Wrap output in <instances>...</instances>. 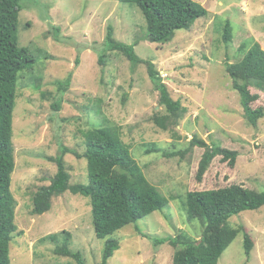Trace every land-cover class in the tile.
<instances>
[{
	"label": "rangeland",
	"instance_id": "obj_1",
	"mask_svg": "<svg viewBox=\"0 0 264 264\" xmlns=\"http://www.w3.org/2000/svg\"><path fill=\"white\" fill-rule=\"evenodd\" d=\"M208 16L195 20L188 30H178L163 45L145 40V20L133 4L118 0H21L17 42L33 57L17 83L13 112L15 169L11 194L15 200L17 233L10 244V264H76L55 254L62 236L70 234L69 249L81 252L86 264H99L104 241L95 237L88 198L65 192L52 200L51 209L31 214L33 194L50 184L56 165L50 157L60 155V146L82 154L81 132L90 127L118 131L130 148L147 180L168 200L163 213L154 212L115 237L120 245L108 264H172L174 249L155 246L153 240L180 232L196 240L197 221H188L182 209L187 192L215 190L232 184L264 191V117L256 127L243 119L239 96L225 72L227 63L242 59V42L255 40L264 50V0H193ZM226 21L232 41L222 40ZM116 41L134 45L136 55L152 62L170 97L188 107V113L172 131H161L152 122L155 113L165 114L159 94L147 75L145 64H132L116 51L104 50L108 27ZM100 52V53H99ZM78 60V64L76 63ZM70 84L59 92L57 82ZM253 107H264V93ZM57 103L60 107L55 110ZM172 132L179 136L174 140ZM192 136L236 151L233 168L220 157L213 159L201 182L195 174L203 149L194 148L182 160L159 154H143V144L156 143L167 151L181 150ZM73 150V151H72ZM70 184H86V160L63 156ZM167 217V218H166ZM251 240L246 257L244 235L226 248L218 264H264V207L244 211L230 219ZM150 237L152 239H150Z\"/></svg>",
	"mask_w": 264,
	"mask_h": 264
},
{
	"label": "trees",
	"instance_id": "obj_2",
	"mask_svg": "<svg viewBox=\"0 0 264 264\" xmlns=\"http://www.w3.org/2000/svg\"><path fill=\"white\" fill-rule=\"evenodd\" d=\"M20 1L0 0V264H10V244L16 235L22 234L17 233L14 222L15 200L10 190L15 169L12 125L18 80L35 61L25 48L18 46ZM118 1L138 8L146 24L145 40L159 45L169 43L176 31L188 30L195 20L208 16V11L193 0ZM113 32V28L109 26L104 50L99 52L98 64L104 65L107 50L122 54L132 66L145 64L148 78L159 94V104L165 111V114L155 113L152 122L161 131H172L188 113V107L170 97L154 64L140 59L134 51V45L116 41ZM222 40L225 44L232 41L228 21L223 28ZM239 51L243 53L242 59L236 63H227L225 72L232 81V89L239 96L243 119L248 125L256 127L264 117V107H253L259 94L251 93L250 88L264 93V50L258 42L250 39L241 43ZM75 64H78V60ZM70 79L71 75H68L64 83L57 82L59 92L69 86ZM59 107L55 103V110ZM172 136L174 140L179 139L174 132ZM81 138L84 145L82 154L60 146V155L49 158L56 165V173L49 185L41 186L33 194L31 214L37 216L48 212L52 200L65 192L88 198L95 237L104 241L99 264H108V260L120 248L117 239L113 237L117 232L124 227L133 226L142 237L148 238L141 233L137 222L154 212L163 213L169 204L147 180L117 130L90 127L81 132ZM142 147L143 154H159L164 158L180 160L194 148L203 149L195 174L197 182L202 181L214 158L220 157L221 162L227 163L231 168L237 158L236 151L222 148L216 142L207 144L197 136H192L187 146L181 150L167 151L152 142L143 144ZM67 153L86 160V184H70V175L63 161V156ZM261 207H264V191L244 188L243 185L232 184L215 190L187 192L182 209L188 221L199 223L200 236L193 240L180 232L176 236L154 239L153 244H168L174 249L172 264H218L226 248L238 234L243 233L241 229L230 225V219L244 211H255ZM242 235L244 254L249 257L251 240L247 234ZM58 236H62L64 242L56 247L55 254L69 257L76 264H86L81 252L69 249L68 232L49 235L44 240L53 242Z\"/></svg>",
	"mask_w": 264,
	"mask_h": 264
}]
</instances>
